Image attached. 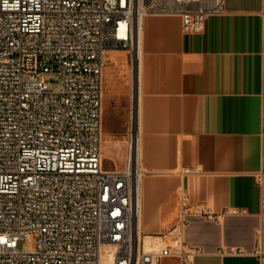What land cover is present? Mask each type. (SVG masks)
<instances>
[{"label":"built area","instance_id":"obj_1","mask_svg":"<svg viewBox=\"0 0 264 264\" xmlns=\"http://www.w3.org/2000/svg\"><path fill=\"white\" fill-rule=\"evenodd\" d=\"M225 12V0H0V264H193L203 254L183 240L187 208L170 244L146 250L138 237L133 136L123 169L102 156L103 69L112 51L136 66L147 15L179 16L197 34ZM27 237L31 249L20 247Z\"/></svg>","mask_w":264,"mask_h":264},{"label":"crops","instance_id":"obj_2","mask_svg":"<svg viewBox=\"0 0 264 264\" xmlns=\"http://www.w3.org/2000/svg\"><path fill=\"white\" fill-rule=\"evenodd\" d=\"M225 9L197 34L179 16H145L140 81L127 51L107 53L102 152L123 169L133 136L143 237L170 244L187 208L183 240L203 251L193 264H264V0Z\"/></svg>","mask_w":264,"mask_h":264},{"label":"bare ground","instance_id":"obj_3","mask_svg":"<svg viewBox=\"0 0 264 264\" xmlns=\"http://www.w3.org/2000/svg\"><path fill=\"white\" fill-rule=\"evenodd\" d=\"M145 17L141 20V29L139 34V50H138V58L136 59V68H137V79L140 81V74H141V68H142V60H143V48H142V41H143V22ZM112 60L107 59L106 63H111ZM139 148V145H138ZM103 156V152H102ZM132 161H133V169L137 170V180H136V186H137V194H138V216L136 219V226H137V233L138 237L142 240V229H141V218H142V189H141V183L144 177L146 176V170L143 168V166L140 163V156L138 152V158L136 159L134 150L132 153ZM145 191V190H144ZM144 194V193H143ZM146 239H148V242H152L155 246H162L164 245V242L162 239L157 238V241H153L156 237L146 236Z\"/></svg>","mask_w":264,"mask_h":264},{"label":"rangeland","instance_id":"obj_4","mask_svg":"<svg viewBox=\"0 0 264 264\" xmlns=\"http://www.w3.org/2000/svg\"><path fill=\"white\" fill-rule=\"evenodd\" d=\"M127 53V56L128 57H131L130 56V54L128 53V52H126ZM129 62H130V59H129ZM129 72L130 73H132L133 72V74L134 75H136V73H137V68H136V66L134 67V69H132V71H131V63L129 64ZM46 80L48 81V82H50V86H51V88L52 89H55L56 88V86H57V81H58V77H57V75L56 74H53V73H49V74H46ZM102 119H103V131H104V125H105V117H104V115L102 114ZM103 138H104V135H103ZM129 146H130V143L129 142H127L126 144H125V146H124V152H125V155H124V165H123V167H125L126 166V162H127V158H128V155H129ZM115 160H118V159H116V157L115 156H113L112 158H111V162L110 161H105L106 162V164L108 165V163L110 164H112L113 166L114 165H116V161ZM148 236V235H147ZM152 237V236H151ZM152 239H154L153 241H157V238H152ZM26 243H25V241H22L21 242V244H20V247L21 248H26V249H31L32 248V245H33V239L32 238H30V237H27L26 239ZM141 241H144V247H145V249L146 250H152V249H159V248H161V247H164L165 246V243H164V245H162V246H155V245H153V243L152 242H148V239H146L145 237H143L142 236V240ZM23 243H25L24 245H23Z\"/></svg>","mask_w":264,"mask_h":264}]
</instances>
